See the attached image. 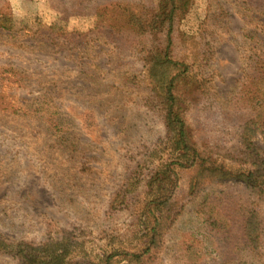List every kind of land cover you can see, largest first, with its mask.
<instances>
[{"label": "rangeland", "instance_id": "374dc122", "mask_svg": "<svg viewBox=\"0 0 264 264\" xmlns=\"http://www.w3.org/2000/svg\"><path fill=\"white\" fill-rule=\"evenodd\" d=\"M258 2L189 0L174 27L169 55L191 65L179 101L196 144L209 142L214 155L238 149L233 95L249 48L258 47L252 36L264 37V7ZM156 3L0 0V17L10 12L13 18L10 31L0 29V235L9 244L38 246L70 232L86 255L72 251L66 264H93L119 246L136 244L146 232L138 214L147 182L128 192L127 204L116 210L111 198L137 166L143 176L157 166L149 157L146 168L144 159L166 134L147 52L127 24L129 14L152 12ZM156 38L155 32L146 43ZM204 54L208 64L201 62ZM166 71L175 74L177 67ZM198 75L209 80L215 97L211 116ZM37 100L48 111L44 120L25 106ZM255 142L264 156V135ZM174 156L166 152L162 161ZM188 180L182 172L175 200L183 207L162 236L158 263L264 264V200L230 179L205 184L188 201ZM230 197L238 204L223 202ZM250 203L263 224L256 254L241 232L240 216ZM209 215L219 220V229L207 226ZM15 256L0 252V264H16Z\"/></svg>", "mask_w": 264, "mask_h": 264}, {"label": "trees", "instance_id": "16d2710c", "mask_svg": "<svg viewBox=\"0 0 264 264\" xmlns=\"http://www.w3.org/2000/svg\"><path fill=\"white\" fill-rule=\"evenodd\" d=\"M253 1L249 0L251 3ZM259 1L258 3H262L264 7V0ZM188 3L189 0H157L152 12L131 13L127 17V24L134 31L136 42L141 44L142 51L147 52L144 59L149 69L150 85L152 92H157L159 97L158 103L164 114L166 134L164 138L157 140L144 159L146 168L149 157L152 160L154 158L158 163L157 166L148 167L146 176L138 172L137 166L126 179L123 191L117 192L111 198L112 208L116 210L127 204L128 192L133 191L142 181L147 182L144 185L146 196L140 202L142 209L138 214L139 224L146 232L139 237L136 236V244L130 241L128 245L119 246L113 252L98 258V261L93 260V264H117L122 260H127L130 264H160L158 250L162 243V236L167 233L183 207L181 205L177 208L175 195L184 171L189 174L185 195L188 201L198 196L206 188L205 184L230 179L243 182L258 200H264V156L255 142L256 138L264 135V37L252 36V42L257 40L258 47L254 49L250 46L241 67L243 74L241 84L233 95L238 149L225 150V153L221 152L223 153L220 154L221 156L214 155L216 150L209 142L204 145L196 144L190 122L179 101L180 93H182L181 84L186 86L188 83L186 77L188 67L191 65L185 61H174L169 55L176 21L179 14L187 8ZM12 25V14L10 12L2 14L0 29L10 31ZM155 32L158 38L153 39L151 44H147L149 37ZM209 61L207 54H204L201 62L208 64ZM168 65L177 67V72L167 75ZM197 78L195 80L197 88L200 87L206 99L204 107L206 114L211 116L216 107L213 106L215 97L210 89L209 80L205 77L201 78L200 75ZM182 80L184 82H181ZM49 102L50 100H42L43 104ZM42 103L37 100L25 106L27 111L33 112L39 120H44L43 117L49 116L48 111L43 109ZM49 121L52 126V118ZM166 152L173 153L175 156L170 158L171 160L162 161ZM217 162L220 164L216 166L212 164ZM227 162L237 163V165H228ZM246 164L250 167H245ZM223 202L227 204L229 202L231 206H235L238 204V199L234 200L230 197ZM240 217L246 248L256 254L262 246L263 232L262 218L258 208L250 203ZM205 221L211 229H219L222 226L219 220L211 215L207 216ZM111 237L114 238V236ZM72 251H77L82 256L86 255L82 242L77 241V237L70 232H66L60 240H49L38 246H30L26 243L12 245L0 235V252L16 253V264H66V257Z\"/></svg>", "mask_w": 264, "mask_h": 264}]
</instances>
